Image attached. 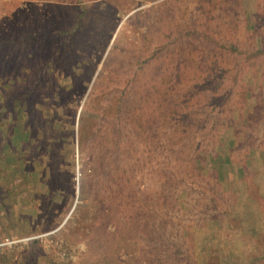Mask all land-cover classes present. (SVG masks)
I'll return each mask as SVG.
<instances>
[{
  "label": "rangeland",
  "instance_id": "rangeland-1",
  "mask_svg": "<svg viewBox=\"0 0 264 264\" xmlns=\"http://www.w3.org/2000/svg\"><path fill=\"white\" fill-rule=\"evenodd\" d=\"M0 255L264 264V0H0Z\"/></svg>",
  "mask_w": 264,
  "mask_h": 264
},
{
  "label": "trees",
  "instance_id": "trees-1",
  "mask_svg": "<svg viewBox=\"0 0 264 264\" xmlns=\"http://www.w3.org/2000/svg\"><path fill=\"white\" fill-rule=\"evenodd\" d=\"M79 15L81 16V14H79ZM79 24H80V19H79V21H77V25L75 26V28H74L73 30L78 29L77 27H79ZM254 24H255V23H252V26H255ZM73 35H74V34H71L70 36L73 38ZM76 37H77V36H74V40H76ZM71 41H72V39H71ZM62 47H64V43H61V44H60V46L57 48V52H59V51L61 50ZM57 52L54 51V53H57ZM8 192H9V191H8Z\"/></svg>",
  "mask_w": 264,
  "mask_h": 264
},
{
  "label": "crops",
  "instance_id": "crops-1",
  "mask_svg": "<svg viewBox=\"0 0 264 264\" xmlns=\"http://www.w3.org/2000/svg\"><path fill=\"white\" fill-rule=\"evenodd\" d=\"M2 258V256L0 255V264H3V260L1 259ZM8 259V258H7ZM9 259H11V257L9 256ZM8 261V260H7ZM9 262V261H8ZM4 264H5V262H4Z\"/></svg>",
  "mask_w": 264,
  "mask_h": 264
},
{
  "label": "built area",
  "instance_id": "built-area-1",
  "mask_svg": "<svg viewBox=\"0 0 264 264\" xmlns=\"http://www.w3.org/2000/svg\"><path fill=\"white\" fill-rule=\"evenodd\" d=\"M45 233H47V232H45ZM45 233H42V234H45ZM36 237H37V235H35Z\"/></svg>",
  "mask_w": 264,
  "mask_h": 264
}]
</instances>
